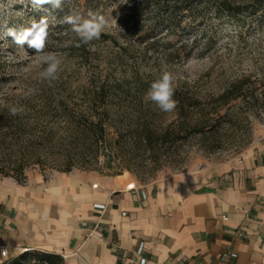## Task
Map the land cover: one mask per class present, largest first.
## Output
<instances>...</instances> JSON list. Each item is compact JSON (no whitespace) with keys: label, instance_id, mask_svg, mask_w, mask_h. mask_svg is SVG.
<instances>
[{"label":"rangeland","instance_id":"1","mask_svg":"<svg viewBox=\"0 0 264 264\" xmlns=\"http://www.w3.org/2000/svg\"><path fill=\"white\" fill-rule=\"evenodd\" d=\"M137 1L64 0L53 8L0 0V182L82 175L144 186L242 158L263 139L264 3L248 14L245 7L256 0H232L240 7L236 19L214 17L210 8L203 19L172 31L159 23L138 37L131 22H122ZM89 12L105 15L110 25L102 34L106 40L83 45L61 19ZM44 16L55 17L45 51L62 60L52 81L42 78L46 65L34 50L7 35ZM141 67L149 73L142 76ZM162 70L175 77L179 105L171 112L146 102L145 94L122 98L114 92L134 79L150 84ZM100 85L110 93L99 104L91 93ZM14 106L23 111L11 115ZM97 116L106 127L102 134L93 126ZM142 128L150 144L142 140Z\"/></svg>","mask_w":264,"mask_h":264},{"label":"crops","instance_id":"2","mask_svg":"<svg viewBox=\"0 0 264 264\" xmlns=\"http://www.w3.org/2000/svg\"><path fill=\"white\" fill-rule=\"evenodd\" d=\"M0 245L8 259L63 264H264V137L242 158L144 186L0 182Z\"/></svg>","mask_w":264,"mask_h":264},{"label":"trees","instance_id":"3","mask_svg":"<svg viewBox=\"0 0 264 264\" xmlns=\"http://www.w3.org/2000/svg\"><path fill=\"white\" fill-rule=\"evenodd\" d=\"M263 3L264 0H256V5H252L250 7L251 9L245 7V10L248 14L251 12L253 13V7L260 9ZM147 8H149L148 12ZM210 8L214 17L225 15L230 19H236L240 13V7L232 0H204V2L203 0H138L137 3L132 4L129 12L123 15L122 22H131L136 36L141 37L151 31L153 27L159 23L164 24L167 30L172 31L179 28L183 23L203 19L206 11ZM139 18L144 19L146 23L145 26L139 24ZM100 38L103 40L107 39L105 35H101ZM155 44L156 41H152L148 46L153 47ZM180 48H184V45ZM175 52L176 53L167 55V58H170L173 54H177V50ZM148 87L149 83L134 79L130 83L117 86L114 92L117 96L122 98H128L130 96L137 97L145 94ZM230 92L231 90L223 93L221 99H224ZM109 93L110 91L105 85H100L92 91V101L99 104L105 102L106 96ZM175 100L178 106L179 101L177 99ZM188 107L192 108L193 105H188ZM182 110V108L177 109L179 113ZM93 126L98 129L99 134H102L106 128L102 117L99 116L96 117ZM140 130H142L140 134H142L141 136L144 143L150 144L152 142L151 135L144 128ZM27 254L28 253H24L16 258L7 259V261L5 260L6 263L3 264H25L30 261H35L39 264H63V259L56 255L40 253L29 256Z\"/></svg>","mask_w":264,"mask_h":264},{"label":"clouds","instance_id":"4","mask_svg":"<svg viewBox=\"0 0 264 264\" xmlns=\"http://www.w3.org/2000/svg\"><path fill=\"white\" fill-rule=\"evenodd\" d=\"M31 3L33 6L51 4L53 8H61L64 0H31ZM50 19H55V17H41L39 21H32L29 27H22L19 30L9 28L7 35L13 38L14 43L18 47L24 48L27 45L28 48L34 50L40 62L46 65L41 73L42 78L52 81L58 79L57 74L60 70L62 60L55 52L45 51L49 35ZM61 22L70 26L71 32L76 35L79 42L83 45H88L94 40H99L110 25L108 17L96 12H89L87 17L79 13H69L63 16ZM139 71L143 76L149 73V68L141 67ZM174 81L175 77L172 72L162 70L150 82L145 93V101L153 103L161 112L167 113L173 111L177 107V102L174 99ZM22 111V107L18 108L14 106L10 108L11 115H17Z\"/></svg>","mask_w":264,"mask_h":264},{"label":"built area","instance_id":"5","mask_svg":"<svg viewBox=\"0 0 264 264\" xmlns=\"http://www.w3.org/2000/svg\"><path fill=\"white\" fill-rule=\"evenodd\" d=\"M93 188H96V185H93L92 186ZM238 236H241V233H238ZM141 250H142V247H139L136 254L137 255H140L141 253ZM8 256H9V252H8V249L5 247V246H1L0 245V258L1 259H4V260H7L8 259ZM145 260L144 259H140V264H144Z\"/></svg>","mask_w":264,"mask_h":264}]
</instances>
